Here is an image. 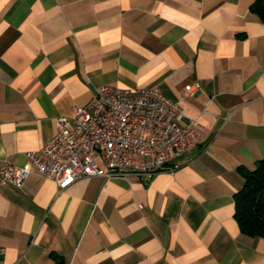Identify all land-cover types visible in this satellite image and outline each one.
Listing matches in <instances>:
<instances>
[{
	"label": "crops",
	"instance_id": "crops-1",
	"mask_svg": "<svg viewBox=\"0 0 264 264\" xmlns=\"http://www.w3.org/2000/svg\"><path fill=\"white\" fill-rule=\"evenodd\" d=\"M253 1L0 0V164H24L103 84L156 87L204 127L177 170L148 181L0 185V264H264L233 200L239 167L264 157Z\"/></svg>",
	"mask_w": 264,
	"mask_h": 264
},
{
	"label": "built area",
	"instance_id": "built-area-1",
	"mask_svg": "<svg viewBox=\"0 0 264 264\" xmlns=\"http://www.w3.org/2000/svg\"><path fill=\"white\" fill-rule=\"evenodd\" d=\"M194 87L197 83L185 85L184 96ZM203 131L197 118L185 117L180 101L156 87L103 84L86 106L56 117L53 135L40 149L26 151L24 164L3 161L0 185L19 188L32 173L59 189L91 176L138 174L148 181L158 172L177 170Z\"/></svg>",
	"mask_w": 264,
	"mask_h": 264
},
{
	"label": "trees",
	"instance_id": "trees-1",
	"mask_svg": "<svg viewBox=\"0 0 264 264\" xmlns=\"http://www.w3.org/2000/svg\"><path fill=\"white\" fill-rule=\"evenodd\" d=\"M250 10L264 22V0H254ZM242 185L234 192V218L240 231L264 238V157L253 168L239 167Z\"/></svg>",
	"mask_w": 264,
	"mask_h": 264
}]
</instances>
